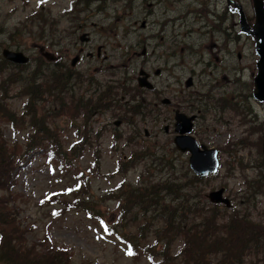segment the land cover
I'll list each match as a JSON object with an SVG mask.
<instances>
[{
    "label": "rangeland",
    "instance_id": "374dc122",
    "mask_svg": "<svg viewBox=\"0 0 264 264\" xmlns=\"http://www.w3.org/2000/svg\"><path fill=\"white\" fill-rule=\"evenodd\" d=\"M204 2L0 0V142L3 140L6 147L16 146L20 151L12 179L7 185H0V214L9 212L14 220L11 227L19 225L24 229L26 245L38 255L43 256L49 248L53 251L52 246H60L67 249L63 255L72 264H184L183 239L171 244L166 253L170 260H164L165 257L157 254L164 247L162 241H158L155 248H149L157 241L154 230L163 220L154 219L151 212L143 215L139 197L133 195L129 201L124 200L130 190L134 193L133 188L144 190L154 181L173 184L176 190L172 194L178 198L179 205L183 200L181 196L189 197L185 210L188 225L209 220L212 226L210 220L213 218L217 227L215 237L223 236V223L237 219L234 225H244L246 220L241 217L251 218L254 228L264 225V103L251 96L249 100L246 98L252 88L251 68L244 69L241 80L234 79L223 86L228 96L232 92L237 96L242 91L244 98L235 97L223 112H204L201 122L193 128L195 138L217 148L220 159L218 171L199 180L189 167L188 153L180 152L173 145L174 112H141L138 107H135L138 112L127 111L130 104L127 102L128 78L133 81L132 85L136 84L145 57L140 55L143 47L155 48L157 52L156 44L163 42L161 36H167L160 28L163 23L171 26L176 15L181 16L178 22L183 28L190 21L202 22L200 13L204 10ZM233 2L240 3L245 17L253 22L251 0ZM226 5V0H217L219 10L221 7L227 10ZM172 12L176 14L171 15ZM228 14L232 33L238 35L239 15L229 11ZM143 20L148 28L142 25ZM192 28L194 32L191 27H185L178 38L179 44L189 42L194 57L197 49L191 47V38L197 29ZM82 32L89 33L90 43L79 40ZM193 42L207 44L196 38ZM34 44L53 52L59 61L48 65L50 62L40 55ZM96 46H101V55L87 58L85 54L94 51ZM3 48L23 51L30 60L23 66L14 65L2 56ZM244 49L253 57L252 67L256 73L254 48L252 46L251 51L249 44ZM77 54L81 58L71 66L70 61ZM220 55L224 57L222 51ZM163 64V60H157L153 68L162 69L154 79L161 90L166 86L164 94L170 95L174 90L178 93L180 89L187 91L183 83L192 69L163 68ZM69 66L71 69H67ZM45 67L62 69L65 76L72 78L71 83L62 79L66 87L59 97L54 90L32 101L28 84ZM227 73L236 78L232 68ZM173 76L180 80L176 81ZM203 78L212 85L216 80L222 81V73L216 77L207 74ZM70 86L75 98L81 96L93 104L84 102L74 108L70 102ZM106 87L110 91L102 101L98 99V90ZM212 91L213 94L218 92L216 88ZM133 94H139L134 103L145 95H141L142 92ZM4 115L11 119L6 120ZM116 120L119 125L114 124ZM39 122L45 135L35 133L32 124ZM165 124L170 127L168 132L164 131ZM87 129L89 133L84 132ZM144 129L149 135H145ZM253 130H257V134H253ZM41 136L48 139L26 151L27 144L36 143ZM49 138L65 154L61 160L48 157L51 153ZM220 187L225 188L232 202L229 208L208 199L210 190ZM122 202H125L123 207ZM251 225L247 227L251 234L248 242L240 232L232 233L235 229H228V236L224 235L227 238L222 237L224 242L219 240L221 245H232L228 247L230 261L236 257V251H242L241 264H264V233L257 232ZM6 226L0 224L3 237L9 230ZM120 234L124 235V241ZM128 240L135 244L131 253L126 245ZM211 256L213 264L221 262L224 253Z\"/></svg>",
    "mask_w": 264,
    "mask_h": 264
},
{
    "label": "flooded vegetation",
    "instance_id": "af4514ba",
    "mask_svg": "<svg viewBox=\"0 0 264 264\" xmlns=\"http://www.w3.org/2000/svg\"><path fill=\"white\" fill-rule=\"evenodd\" d=\"M160 1L175 4L179 0ZM204 1L205 7L200 13L201 17H203V23L201 21L200 23H193L190 21L185 25V27H191L192 32L195 31L192 27L197 29L196 35L191 38V47L193 48V46H195L197 49L196 52H194V57L192 56L189 42L187 44H179L178 36H182V32L185 31V27L183 28V26L178 22L181 16L177 15L171 20V26L167 27L166 23H163V26L160 28V31L162 33H166L167 36H161L163 42L156 44V47H159L157 52L155 48L149 50L146 46L143 47L140 55L145 57L143 58V67L138 70L139 73L136 76V84L132 85L133 81L131 78H128L130 81L127 84V94L129 95L127 102L130 103L127 105L128 112H138L139 109H135V107L140 108L141 112H174V114L176 112H190V114L195 115L193 121L194 126H197V124L201 122L204 112H223L222 110H227V108H229L230 100H234L235 97H240L241 99L244 98L242 91H239L237 96H235V92H232V94L228 96V90H224L223 86L230 84L234 81V79L241 80V76L246 67L251 68L250 73L252 76L255 73L252 67L253 57L244 49L245 46L250 44V50L252 51L251 47L253 46V40L251 39V34L248 33V30L252 26V22L246 17V25L241 24L239 22V16V31L237 32L238 35H235L233 34L234 30H232L229 25L228 10L232 14H235L236 9L234 7L231 8L228 3H226L228 10H224L223 7L219 10V7H217V0ZM235 4H237L241 10H244L240 3L236 2ZM174 14H176V12L171 13V15ZM142 23L145 28H148V25L144 20ZM82 33L87 34V39L81 42L90 43L89 33ZM197 34L202 37H198ZM80 35L78 36L79 40ZM194 38L198 41L205 40L207 44H194ZM82 50L83 49L80 48V51ZM206 50H208L207 53ZM221 51L224 53V57L220 55ZM100 55L101 46H96L94 51L91 50L85 54L87 58H97ZM75 56L79 61L81 56L79 54ZM59 59L60 58L56 55L55 61H50V63L54 64L58 62ZM160 59L163 60V68L170 66L172 68L190 67L192 69L193 72L185 78L183 83L187 91L180 89L178 93L177 90H174V92L170 95L164 94L166 86L163 90H161L154 79V77H158L162 72V69L159 66L153 68L154 62ZM255 63L256 61L254 59V65ZM71 64L72 60L70 61V65ZM147 64H150V66H147ZM230 68H232L236 78L231 77L227 73ZM67 69H71L70 66L67 67ZM67 69V74H70V71ZM141 70H143L142 76H145L146 78L144 79V84L139 86L138 77ZM221 73L222 81L216 80V83L212 85L209 83L208 79L206 80L203 78V76L207 74H214L216 77ZM173 78L176 81L180 80V77L173 76ZM207 86H211V88L208 89ZM215 88L218 92L213 94L212 89ZM108 90V87L99 89L98 95L100 97L98 99H102V101L105 100L108 96ZM135 92H142L141 95L145 94L142 98H140V103L138 102L139 99L136 103H134L135 97L139 95L133 94ZM246 98L249 100L250 95L247 94ZM241 99L239 102L242 106H244V101ZM169 129V125L165 124L164 131L168 132ZM147 135H149V131L147 132Z\"/></svg>",
    "mask_w": 264,
    "mask_h": 264
},
{
    "label": "trees",
    "instance_id": "16d2710c",
    "mask_svg": "<svg viewBox=\"0 0 264 264\" xmlns=\"http://www.w3.org/2000/svg\"><path fill=\"white\" fill-rule=\"evenodd\" d=\"M48 65H51V63H47ZM41 69V68H40ZM62 69H58L56 67H45L43 69V72L36 74L32 81L28 84V94L32 95L31 100L32 101H38L41 94L49 93L52 94L54 90H56L55 96L59 97L60 93L63 91L64 87H66V82H61L63 80H71L72 78H68L65 76L63 72H61ZM44 72L46 74H44ZM48 77V78H47ZM49 78H51L49 80ZM39 81V84H36V82ZM70 82V81H69ZM71 83V82H70ZM46 86H45V85ZM43 88L44 90L41 91L40 89ZM71 92V86L68 88ZM74 92H71V104L74 108L79 107V105H82L84 102L91 103L89 100H83L81 96L75 98ZM35 99V100H34ZM29 101V100H28ZM57 101H59L57 99ZM140 103V100L138 101ZM93 104V103H91ZM61 105H63V101H61ZM75 113V112H74ZM3 117H6L5 115ZM34 118V117H33ZM10 117H6V120H10ZM32 126L36 129L35 133L45 135V129L40 126V122L37 125L32 124ZM84 132L89 133L90 130L87 129ZM34 139V137L32 138ZM48 138H43L42 136L40 139L34 143L29 142L27 144L26 151H30L31 149L35 148L36 144L42 143L43 140ZM50 139V138H49ZM87 139V138H86ZM85 140V136H84ZM51 147L49 148L51 153V158L53 159H61V156H65L63 152H61L60 149H57L56 143L50 139L49 141ZM31 145H34L31 147ZM76 148L72 149V153H74ZM19 149L16 148V146H13L12 149L6 147L3 145V140L0 142V170L2 171V175L0 177V185H7V183L12 179V173L16 169L18 162L16 161V158L19 157ZM24 157V154L22 155ZM16 164V165H15ZM197 177V176H196ZM195 177V179H196ZM154 180V179H153ZM197 180H199V177H197ZM166 184V185H165ZM163 184L161 181H154L153 184H149L146 186V188H133V190H130V194L126 195L127 198H124V200L127 202L130 200V198L133 197H139L138 204L143 205L139 207V209L143 212V215L147 214L148 212L152 213V217L162 219L163 224L158 225L154 232L157 235V241L152 244V246H149V248H155L157 242L161 243V245H164L163 248H160L158 251L164 258V260H170L169 256H166V253L169 251L170 247H172L171 244H174L179 238L183 239L184 245L181 249V255L184 256V264H193L194 262L197 264H212L210 262L211 255L217 252L224 253V256L221 258V262H214L213 264H241V252L242 251H236V257H233V261H230V258L228 256L229 248H231V244L229 245H221L219 240L222 239L223 242L225 241L224 238H227L228 234L227 232L231 229H235L232 233H239L241 234V237L244 238L243 240L248 239L249 234L248 226L249 224H252L251 227L253 229H256L257 232L264 233V225H258L254 228L253 223H255L251 218H243L246 220V223L244 225L238 226L234 225L233 222L236 220L228 221L227 223H223L225 225L222 226L223 230V236L221 237L218 235L217 237L214 236V234L217 232V227H215V221L212 218L210 220V223H212V226L209 224V220L205 221L204 223H200L197 225H188V223H185L188 219L186 215V204L189 202V197L187 195L181 196L183 200L180 202V205L176 203L177 197L172 194L176 189L174 188L173 184ZM157 191V193H153ZM136 195V196H135ZM159 195V198L157 197ZM169 195V196H168ZM168 197V201L165 199ZM180 198V197H179ZM159 199V200H158ZM123 200V201H124ZM86 203V202H84ZM125 202L121 203V207H123ZM194 204V203H193ZM192 205V204H190ZM188 205V209L190 207ZM126 211H124L125 215ZM212 216V215H211ZM215 216V215H214ZM0 224L7 225L6 227L9 229L7 235H5V239L3 237V233L0 235V262H3L5 264H72L69 260V258H66L65 255H63L67 249H63L60 246H52L51 249L53 251L47 250L43 254V256L38 255L31 247L26 245V239L24 235V229L16 225L13 228L11 227V223L13 218H11L9 212L2 211L0 214ZM240 221V220H239ZM248 224V226L246 225ZM222 224L219 225V227ZM228 225V226H227ZM229 229V230H228ZM251 233V232H250ZM217 234V233H216ZM227 235V236H224ZM264 236V235H263ZM241 237H238L241 238ZM217 238V239H216ZM198 240V243H196ZM134 244V242L132 241ZM230 243V242H229ZM245 243V242H244ZM33 246V245H32ZM49 246V245H48ZM230 246V247H229ZM229 247V248H228ZM135 248V244L133 246ZM65 250V251H64ZM149 251V249H148ZM152 255L155 253H151ZM150 258L153 259V256H150ZM207 261V262H206ZM228 261V262H227ZM156 264V263H155ZM163 264V263H161Z\"/></svg>",
    "mask_w": 264,
    "mask_h": 264
},
{
    "label": "water",
    "instance_id": "95a60500",
    "mask_svg": "<svg viewBox=\"0 0 264 264\" xmlns=\"http://www.w3.org/2000/svg\"><path fill=\"white\" fill-rule=\"evenodd\" d=\"M232 0H228L231 2ZM253 11L255 15L253 34L255 37V49L259 55L257 61L258 72L254 77V89L253 96L261 102H264V0H252ZM240 22L245 24V14L241 11ZM82 41L87 39L86 34H82L80 36ZM34 46L38 47L40 53L47 60H54L55 57L48 51L44 50L43 46L38 44H34ZM2 55L5 59L22 64L26 63L29 60V57L24 54L22 51H15L9 48L2 49ZM77 57L72 59V64H75L77 61ZM142 71H140L138 82L139 85L142 86L144 84L145 76H142ZM194 116H186L184 113L176 112L175 114V132H177L174 137V143L182 152L188 151L190 153L188 161L189 166L193 170L195 174H199L201 176L207 175L208 173L214 172L217 169L218 161L216 157L215 149H207L204 145L199 146L194 137L189 135L192 130V119ZM119 124V122H115ZM202 148V149H201ZM223 188H219L217 190L210 191L208 193V198L211 202L214 203H224L227 207L231 205L230 200L228 198L223 197Z\"/></svg>",
    "mask_w": 264,
    "mask_h": 264
},
{
    "label": "bare ground",
    "instance_id": "6f19581e",
    "mask_svg": "<svg viewBox=\"0 0 264 264\" xmlns=\"http://www.w3.org/2000/svg\"><path fill=\"white\" fill-rule=\"evenodd\" d=\"M30 59V58H29Z\"/></svg>",
    "mask_w": 264,
    "mask_h": 264
}]
</instances>
